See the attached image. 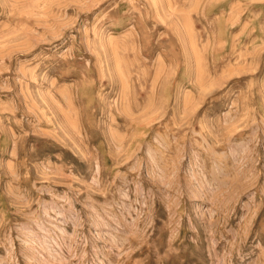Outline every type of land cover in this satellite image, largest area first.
Here are the masks:
<instances>
[{
	"label": "rangeland",
	"instance_id": "rangeland-1",
	"mask_svg": "<svg viewBox=\"0 0 264 264\" xmlns=\"http://www.w3.org/2000/svg\"><path fill=\"white\" fill-rule=\"evenodd\" d=\"M0 264H264V0H0Z\"/></svg>",
	"mask_w": 264,
	"mask_h": 264
}]
</instances>
